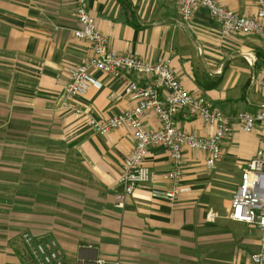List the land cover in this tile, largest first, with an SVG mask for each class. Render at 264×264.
Wrapping results in <instances>:
<instances>
[{"label":"crops","instance_id":"crops-1","mask_svg":"<svg viewBox=\"0 0 264 264\" xmlns=\"http://www.w3.org/2000/svg\"><path fill=\"white\" fill-rule=\"evenodd\" d=\"M218 1L241 16H256V0ZM87 7L110 51L149 63L170 59L186 91L227 115L255 113L264 104L253 84L264 77V42L223 37L204 7L189 23L175 0H88ZM75 15L74 0H0V264H29L24 234L55 241L67 264L99 257L108 264H252L260 232L229 213L243 170L264 147V127L248 134L235 125L212 169L207 154L185 149L180 184L187 190L174 202L166 199L169 152L150 148V182L118 207L124 190L118 176L135 134L123 127L97 135L86 122L117 116L137 101L122 80L93 71L101 87L76 98L84 116L61 110L66 68L93 55L91 44L74 35ZM143 121L151 131L161 128L154 114ZM177 126L201 137L213 133L184 110Z\"/></svg>","mask_w":264,"mask_h":264},{"label":"built area","instance_id":"built-area-1","mask_svg":"<svg viewBox=\"0 0 264 264\" xmlns=\"http://www.w3.org/2000/svg\"><path fill=\"white\" fill-rule=\"evenodd\" d=\"M88 0H74V13L78 28L74 35L79 40L91 44L93 55L81 65H68L69 81L61 110L71 113L75 118L84 116L77 97H82L92 87H101L92 76L93 71L122 80L125 93L137 104L113 117L106 119H87L90 130L102 136L123 127H129L135 137V146L124 161L118 183L124 188L118 195V207H124L126 197L134 194L136 188L150 182L151 171L146 163L149 149L165 147L170 155L172 170L169 173L171 188L166 199L174 202L187 189L181 187L185 168V149L207 154L206 167L212 169L221 159L223 143L231 136L238 125L245 133H253L258 125L264 127V104L255 113L225 114L204 96L186 91L176 76L170 59L149 63L135 56H124L109 50L108 39L102 33L97 19L88 11ZM179 15L184 23H189L197 7H204L219 25L223 37L233 35L255 36L264 42V0H256L257 11L254 18L241 16L224 7L218 0H175ZM135 75L140 80H133ZM264 93V77L253 80ZM188 111L213 128L209 137H201L180 130L177 115ZM154 114L161 123L158 130H149L144 118ZM231 200L229 218L247 224L260 232V248L251 256L252 264H264V147L259 149L248 162L241 175V182ZM216 214L210 219L215 220ZM24 257L29 264H67L62 251L55 241L40 243L30 234L22 236ZM89 246V245H88ZM92 249V246H89ZM76 264V263H75ZM77 264H108L101 257ZM118 264V263H116Z\"/></svg>","mask_w":264,"mask_h":264},{"label":"trees","instance_id":"trees-1","mask_svg":"<svg viewBox=\"0 0 264 264\" xmlns=\"http://www.w3.org/2000/svg\"><path fill=\"white\" fill-rule=\"evenodd\" d=\"M47 242H48V241H47ZM40 243H43V244H44V243H46V242H43V241H42V242H40Z\"/></svg>","mask_w":264,"mask_h":264}]
</instances>
